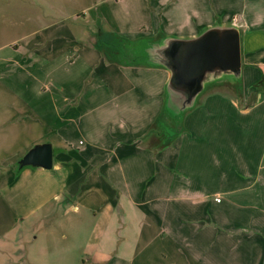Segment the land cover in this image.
Masks as SVG:
<instances>
[{
    "label": "crops",
    "instance_id": "1",
    "mask_svg": "<svg viewBox=\"0 0 264 264\" xmlns=\"http://www.w3.org/2000/svg\"><path fill=\"white\" fill-rule=\"evenodd\" d=\"M231 21L240 31L242 81L239 95L226 89L207 91L196 105L205 110V117L197 119L193 116L194 108L185 115L191 116V121L185 127L182 122L188 135L182 131L167 145L163 142L164 131L159 136V129L153 128L162 110L165 73H156L158 88L151 102H148L147 94H137L134 86L110 92L108 97L84 92L87 102L92 98L93 105L74 117L71 114L76 112L71 111L76 105L75 102L69 104V76L66 73L55 77L48 75L47 89L43 87L45 78L35 74L44 65L36 59L43 58V54L36 51H55L57 56L63 54L62 63L66 64L70 44H44L39 48L41 44L32 43V75L14 77L11 83L0 75V245L6 247L13 241L14 234L19 238L23 235V229L19 227L20 224L28 225L32 218L35 184L41 190L74 191L78 185L88 183L92 176L93 187L90 188L101 196L102 210L108 211L109 215L113 210L123 213L127 201L137 204L133 193H152L146 197V203L155 201L156 197L163 198V191L171 193L165 196L167 202L146 207V214L153 224L151 232H143L147 250L142 251V262L130 260L128 264H264V24H248L236 18ZM82 42L79 50L83 51L85 67L91 70V81L102 68L131 71L136 67L132 64L122 66L115 60L111 61L116 64H105L94 40L88 44ZM0 60L4 61V58ZM23 62L27 63V60ZM62 66L67 68V65ZM122 75L125 77L124 72ZM80 78L74 77L77 82L83 80ZM30 85L32 94L28 91ZM141 96L145 105H152V111L141 108ZM128 97L129 101H126ZM120 99H124L121 104L125 106L118 107ZM216 99L219 102L214 104ZM107 104L111 108H106ZM84 113L120 115L125 124L118 122L115 126H126L124 136H128L127 140L123 138L124 141L114 140L110 146L100 145L103 152L91 155L97 159L96 170L94 164L85 174L79 172L75 164L81 158L79 141L73 145L69 133L70 122L81 119ZM111 125L109 123L108 130L113 127ZM152 130L156 138L151 140V136L148 140ZM77 131L80 132L79 126ZM182 135L187 137L180 139ZM41 141L51 143L52 167L18 169L17 160L34 143ZM172 143L174 152L166 155V148ZM133 149L139 151L137 156L140 155L141 164L147 163V168L138 169L141 175H149L145 183L139 181L143 188L134 189L127 179V163L134 159ZM104 152L109 153L112 161L101 156ZM166 156L179 167L176 170L174 164L170 166L167 182ZM157 162L160 164L156 175ZM186 162L187 170L184 169ZM101 165L103 172L99 170ZM154 179L156 185L149 190ZM171 184L172 189L168 188ZM155 193L160 194L155 196ZM120 200L124 202L121 204Z\"/></svg>",
    "mask_w": 264,
    "mask_h": 264
},
{
    "label": "rangeland",
    "instance_id": "2",
    "mask_svg": "<svg viewBox=\"0 0 264 264\" xmlns=\"http://www.w3.org/2000/svg\"><path fill=\"white\" fill-rule=\"evenodd\" d=\"M233 18L248 24H264V0H0V58H4V61L0 60V75L10 83L14 81V77L32 75V43L41 44L39 48L44 44H70V50L66 53V64L62 63L63 54L57 56L54 55L55 51H36L43 54V58L36 59L39 64L44 65L41 71L35 74L45 78L43 87L47 89L48 75L55 77L59 73H66L69 76V104L75 102L76 105L71 111L76 113H70L72 116L87 111L88 107L93 105L92 98L91 102H87L88 99L83 96L84 92L108 97L110 92L134 86L137 94H147L148 102H151L152 95L158 88L159 77L156 73L166 75V72L162 68H149L152 66L145 65L144 49L149 42L165 35L188 36L198 32L202 26L230 23ZM97 27L114 32L122 38L124 54L116 61L122 66L131 63L136 66L134 70L102 68V72L91 81L93 76L91 70L85 67L83 51L79 50V45L83 44L82 41L86 44L93 41ZM101 56L103 63L116 64L111 61L110 51L101 52ZM22 58L27 60V63H24ZM62 65H67V68ZM56 66L59 67L55 68ZM50 68L52 70L47 71ZM76 76L83 80L77 82L74 79ZM241 81L242 78L235 84L224 81L209 85L198 97L194 107L182 113L180 120L184 127L192 119L191 116L185 115L194 108L193 116L197 119L205 117V110L196 105L207 91L226 89L238 96ZM28 91L32 94V85ZM139 98L143 110H153L152 105H145L142 96ZM122 100L124 99L119 100L118 107L125 106L123 102L121 104ZM126 101H129V97ZM218 102V99L213 101L214 104ZM107 107L111 108V105L107 104ZM107 115L84 113L81 119H74L73 123L69 124L71 142L75 145L79 141L77 146L81 158H75L79 172L83 171L85 174L94 164V167L97 166V159L91 155L103 152L99 148L100 145L110 146L114 140L128 139V136H124L127 132L126 126H122L123 130L122 127L115 126L118 122L125 124L122 117L113 113L111 116ZM136 116L139 117L138 114ZM109 123L113 125L110 130ZM78 126L80 132L77 131ZM160 129L163 130V127ZM183 132L188 135L187 128H184ZM155 135V131H150L148 140L151 136V140L156 138ZM185 135L180 139L187 137ZM138 152L133 149L134 159L127 163V179L134 189L143 188L144 185H139V181L145 183L146 176H149L141 175L138 170L140 167L147 168L145 161L141 164ZM173 152L172 143L166 148L165 154ZM101 156L109 157V153L104 152ZM109 160L112 161V157H109ZM159 164L156 163V175ZM164 164L167 182L170 166L174 164L176 170H179V167L174 160H169L168 156ZM103 168V165L99 167L100 172H103ZM184 169L187 170V162ZM90 177L88 183L78 185L74 191L56 188L53 191L48 188L41 190L35 184L32 190V218L28 225L20 224L19 228L23 229L20 238L14 234L13 241L7 243L6 247H3L4 244L0 245V264H128L130 260L133 263L142 262V251L147 250L143 232H151L153 225L146 214V207L153 203L167 202L165 196L171 193L163 191V198L156 197L155 201L149 203H146V197L152 193H133V200L137 204L127 201L124 203L123 213L113 210L109 215L108 211L104 213L102 210L101 196L94 188H90L93 187V178ZM82 181L84 182V179ZM155 185L156 179L149 185V190H153ZM168 188L172 189L173 185ZM159 194L155 193V196ZM123 202L124 200H120L121 204Z\"/></svg>",
    "mask_w": 264,
    "mask_h": 264
},
{
    "label": "water",
    "instance_id": "3",
    "mask_svg": "<svg viewBox=\"0 0 264 264\" xmlns=\"http://www.w3.org/2000/svg\"><path fill=\"white\" fill-rule=\"evenodd\" d=\"M144 53L145 65L166 72L162 111L170 119L192 109L209 85L235 84L241 78L240 31L234 22L206 25L193 35L153 39ZM156 122L166 128L161 120ZM16 164L18 169H50L51 143H34Z\"/></svg>",
    "mask_w": 264,
    "mask_h": 264
},
{
    "label": "trees",
    "instance_id": "4",
    "mask_svg": "<svg viewBox=\"0 0 264 264\" xmlns=\"http://www.w3.org/2000/svg\"><path fill=\"white\" fill-rule=\"evenodd\" d=\"M122 43H123L122 38L116 35L114 32L106 31L102 29L101 27H97L95 31V37H94V46L101 52H104L105 50L110 51L112 60L116 61L117 59L123 57L124 48H122ZM130 64L131 63H127L124 65H130ZM181 116L182 114L176 116L173 119H170L163 113L162 110L160 111V113H158L156 120H161L166 127L163 130L164 131L163 140L165 142V145H167L178 134H180V132L183 131L182 122L180 120ZM161 126L162 124L155 122L153 128L154 129L158 128L161 131L160 129Z\"/></svg>",
    "mask_w": 264,
    "mask_h": 264
},
{
    "label": "flooded vegetation",
    "instance_id": "5",
    "mask_svg": "<svg viewBox=\"0 0 264 264\" xmlns=\"http://www.w3.org/2000/svg\"><path fill=\"white\" fill-rule=\"evenodd\" d=\"M102 29H103V28H102ZM104 30H105V29H104ZM106 31H108V30H106ZM163 130H164V127H163ZM163 130H161V131L159 130V131H160V132H158L159 136H160V134L162 135V131H163Z\"/></svg>",
    "mask_w": 264,
    "mask_h": 264
}]
</instances>
